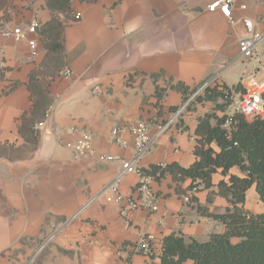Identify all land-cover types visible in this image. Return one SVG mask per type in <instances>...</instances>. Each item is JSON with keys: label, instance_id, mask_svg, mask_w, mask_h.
Instances as JSON below:
<instances>
[{"label": "crops", "instance_id": "1", "mask_svg": "<svg viewBox=\"0 0 264 264\" xmlns=\"http://www.w3.org/2000/svg\"><path fill=\"white\" fill-rule=\"evenodd\" d=\"M212 1L0 0V264H160L166 237L204 242L226 231L203 211L223 214L231 207L219 195V183L243 177L238 167L227 175L219 169L210 188L200 181L191 188L190 179L177 182L169 170L160 178L149 176L158 210L124 214L109 188L120 165L95 156L130 161L132 129L143 123L156 133L184 100L176 86L189 94L221 73V84L236 87L246 70L264 72V40L252 60L239 59V40L264 33V0H236L231 20L209 12ZM54 18L64 24L63 58L55 71L48 47ZM32 23L40 28L28 35L36 41V54L28 40L2 35V29ZM65 70L72 77L62 76ZM37 72L47 82L49 114L33 128L37 143L31 144L22 118L34 108L30 78ZM220 98L205 95L194 102L139 168L147 173L154 167L190 168L197 161L200 120L212 115L215 124L214 117L231 116L228 107H217ZM114 130L121 143L114 141ZM83 133L91 135L94 155L75 153ZM138 182L136 174H128L120 194L132 195ZM94 197L78 219L63 226ZM244 209L264 213L255 186L246 192ZM148 234L155 237L149 255L136 249Z\"/></svg>", "mask_w": 264, "mask_h": 264}, {"label": "trees", "instance_id": "2", "mask_svg": "<svg viewBox=\"0 0 264 264\" xmlns=\"http://www.w3.org/2000/svg\"><path fill=\"white\" fill-rule=\"evenodd\" d=\"M67 1L64 0L63 4H67ZM78 19V15H75L74 20ZM50 29L48 47L52 56L49 61L55 71L63 58L64 24L54 18ZM43 73H34L30 78L34 108L29 117L24 115L22 118L23 127L29 135L27 139L31 144L37 143L33 128L45 120L49 110L47 82L38 79ZM175 88L183 92L184 99L192 92L188 94L183 86ZM206 97H222L226 101L224 93L218 90L207 93ZM226 104L230 105L228 101ZM211 118L213 116L208 115L200 120L196 130L199 137L197 161L190 168L174 165L166 167L167 169L154 167L150 173L142 169L140 171L143 175L160 178L169 170L177 182L190 179L191 188L196 186L197 181L205 188H210L212 176L219 169L223 175H227L231 168L238 167L243 177L231 175L228 181L219 183V195L226 198L231 207L223 214L203 211L208 217L222 222L226 231L211 234L204 242L183 236H168L163 242L160 264H264V213L254 214L244 209L246 192L252 186L256 187L261 201L264 202V120L249 122L237 113L222 118L214 117L215 124L211 123ZM228 119L231 121L230 133L224 128ZM213 143L217 145L219 152L212 148Z\"/></svg>", "mask_w": 264, "mask_h": 264}, {"label": "built area", "instance_id": "3", "mask_svg": "<svg viewBox=\"0 0 264 264\" xmlns=\"http://www.w3.org/2000/svg\"><path fill=\"white\" fill-rule=\"evenodd\" d=\"M236 0H214L208 6L209 12H220L224 17L231 20L232 7ZM245 8V7H243ZM79 17V15H78ZM38 25L36 23L30 24L26 29L22 27H15L14 29H2V35L11 37L15 41L28 40L29 34L38 33ZM264 40V33L256 32L250 36L239 40L240 57L242 61L252 60L257 53L259 44ZM33 54H36V41L28 40ZM73 73L70 70L62 72V76L66 78L72 77ZM222 91L224 98L230 103V106L235 109V113L241 115L245 120L251 122L254 120H264V72L261 70H246L239 81L238 88L225 87L221 84V73L209 76L200 85H198L183 100L181 105L171 114L170 118L160 125L156 133L151 134L147 125L139 124L132 129V135L135 141L134 156L130 161H124L119 157L105 154H95L92 147V137L88 133L81 134L80 138L74 144L73 149L79 157L87 155H94L101 162H117L120 168L114 176L110 189L115 193V201L124 205L123 213L137 210L139 208L149 207L152 211L158 210L157 196L151 188L152 178L143 175L140 171L138 163L150 151V149L160 140V138L167 133L174 124L181 118V116L189 109V107L198 100V98L205 96L212 91ZM49 114V110L47 111ZM42 123L38 124L41 125ZM231 121L228 119L224 128L228 129L230 133ZM112 136L116 143H121L119 132L114 130ZM128 174H136L139 177V182L134 190V193L129 196H124L119 192V185ZM137 195V197H136ZM96 197L90 199L88 203L82 207L70 220L65 221L63 226L78 219L82 213L91 206ZM189 200V197L186 198ZM59 229L39 248L42 251L57 235ZM155 237L152 234L145 235L140 240L137 250L149 255L153 248Z\"/></svg>", "mask_w": 264, "mask_h": 264}, {"label": "rangeland", "instance_id": "4", "mask_svg": "<svg viewBox=\"0 0 264 264\" xmlns=\"http://www.w3.org/2000/svg\"><path fill=\"white\" fill-rule=\"evenodd\" d=\"M219 102H220V104H218L217 107H222V106L228 107L227 109L230 111L231 115L235 114V109L233 107H231L229 104H226L227 101H225L222 97L219 99Z\"/></svg>", "mask_w": 264, "mask_h": 264}]
</instances>
